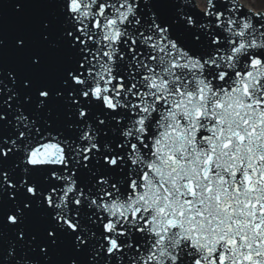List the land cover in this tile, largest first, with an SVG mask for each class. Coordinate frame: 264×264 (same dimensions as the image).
Returning a JSON list of instances; mask_svg holds the SVG:
<instances>
[{
  "label": "snow or ice",
  "instance_id": "obj_1",
  "mask_svg": "<svg viewBox=\"0 0 264 264\" xmlns=\"http://www.w3.org/2000/svg\"><path fill=\"white\" fill-rule=\"evenodd\" d=\"M0 264H264V9L2 0Z\"/></svg>",
  "mask_w": 264,
  "mask_h": 264
},
{
  "label": "rangeland",
  "instance_id": "obj_2",
  "mask_svg": "<svg viewBox=\"0 0 264 264\" xmlns=\"http://www.w3.org/2000/svg\"><path fill=\"white\" fill-rule=\"evenodd\" d=\"M254 1L252 7L256 9H264V0H252Z\"/></svg>",
  "mask_w": 264,
  "mask_h": 264
},
{
  "label": "bare ground",
  "instance_id": "obj_3",
  "mask_svg": "<svg viewBox=\"0 0 264 264\" xmlns=\"http://www.w3.org/2000/svg\"><path fill=\"white\" fill-rule=\"evenodd\" d=\"M247 3H249L251 6L253 5L254 1L252 2V0H246Z\"/></svg>",
  "mask_w": 264,
  "mask_h": 264
}]
</instances>
